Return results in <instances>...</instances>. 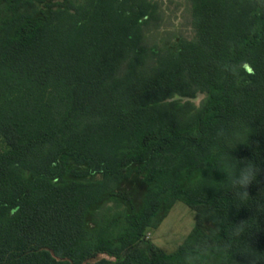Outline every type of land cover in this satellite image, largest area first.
Returning <instances> with one entry per match:
<instances>
[{"label": "trees", "instance_id": "16d2710c", "mask_svg": "<svg viewBox=\"0 0 264 264\" xmlns=\"http://www.w3.org/2000/svg\"><path fill=\"white\" fill-rule=\"evenodd\" d=\"M191 3L158 47L140 0H0V264H264V0Z\"/></svg>", "mask_w": 264, "mask_h": 264}, {"label": "rangeland", "instance_id": "374dc122", "mask_svg": "<svg viewBox=\"0 0 264 264\" xmlns=\"http://www.w3.org/2000/svg\"><path fill=\"white\" fill-rule=\"evenodd\" d=\"M140 2L149 11V17H145V20H150L146 26V36L150 44L158 47L173 45L181 38L192 40L195 37L191 0H140ZM205 96L203 92H198L193 98L175 95L167 101H188L199 107ZM124 187L131 190L135 203L139 204L145 192L141 179L131 177L124 183ZM194 225L195 213L184 203L176 202L157 228L147 230L146 238L165 252L171 253L185 241ZM102 258L108 256L100 254L91 261Z\"/></svg>", "mask_w": 264, "mask_h": 264}, {"label": "clouds", "instance_id": "9594fccd", "mask_svg": "<svg viewBox=\"0 0 264 264\" xmlns=\"http://www.w3.org/2000/svg\"><path fill=\"white\" fill-rule=\"evenodd\" d=\"M255 174L256 170L251 165H249L241 170L239 178L234 180L233 183L247 188L252 183ZM245 195H247V193H245Z\"/></svg>", "mask_w": 264, "mask_h": 264}]
</instances>
